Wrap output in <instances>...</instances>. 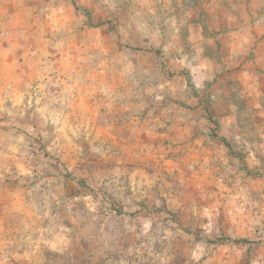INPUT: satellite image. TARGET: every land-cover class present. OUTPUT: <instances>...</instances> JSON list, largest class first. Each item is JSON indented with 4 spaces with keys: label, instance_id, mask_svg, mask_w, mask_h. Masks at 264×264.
<instances>
[{
    "label": "rangeland",
    "instance_id": "374dc122",
    "mask_svg": "<svg viewBox=\"0 0 264 264\" xmlns=\"http://www.w3.org/2000/svg\"><path fill=\"white\" fill-rule=\"evenodd\" d=\"M0 264H264V0H0Z\"/></svg>",
    "mask_w": 264,
    "mask_h": 264
}]
</instances>
